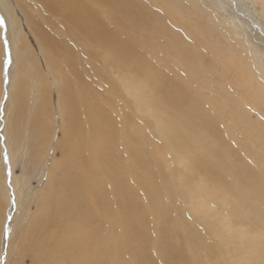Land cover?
Here are the masks:
<instances>
[{
	"label": "bare ground",
	"instance_id": "obj_1",
	"mask_svg": "<svg viewBox=\"0 0 264 264\" xmlns=\"http://www.w3.org/2000/svg\"><path fill=\"white\" fill-rule=\"evenodd\" d=\"M212 3L230 5L236 29L239 13L264 33V0H0L13 63L3 85L9 183L0 152L8 264L24 148L50 160L20 249L31 264H264V55ZM225 193L232 216L252 221V232L236 230L232 259L216 227L235 223L204 212Z\"/></svg>",
	"mask_w": 264,
	"mask_h": 264
},
{
	"label": "rangeland",
	"instance_id": "obj_2",
	"mask_svg": "<svg viewBox=\"0 0 264 264\" xmlns=\"http://www.w3.org/2000/svg\"><path fill=\"white\" fill-rule=\"evenodd\" d=\"M211 9H212V12L219 19H221L226 24H228V25L232 26L233 28H235L233 26L234 24L232 22V18L230 17V14H231L230 5L225 4V6H223V9H222L221 7H219V5L217 3H212ZM0 17H1V14H0ZM244 20L245 21H250V23L252 25V28L254 30H252V28H250L247 25H245L244 22H243ZM235 22H236V24H238L240 26L243 25L242 29H238V28L236 29L235 28V30H238L239 35L241 37L244 36V37L250 38L249 41L250 42L252 41V44L254 46H256L260 50V52L262 51L261 54L264 55V44H263L264 43V33L261 30H258L255 27V25L252 23L251 19H249V18H247V17H245V16H243V15H241L239 13H238V17L235 19ZM0 26H1L0 29L3 28L4 23H3V25L0 24ZM243 32H246L247 34L243 33ZM1 43L4 44V48H5L4 49V54L2 53ZM0 51H1V53H0V86H1L0 87V97L2 96L0 98V103L2 104L0 106V147H2V148H0V152L2 151L1 152V154H2V163H4L2 172L4 173V176H6L7 183H9L10 182L9 179L11 177V174H10L11 173V171H10L11 168L9 166V158H8L6 144H5V137L3 135V123H2L3 122L2 116L4 114L3 105H4L5 101H6V93L7 92H4V86L3 85L4 84L6 85L7 82H8V76H9V71L8 70L12 66L13 63H12V60H11L10 63H6V61L10 58L11 55H10L8 43L6 42V39L4 38V31L3 30H2V38L0 37ZM3 56L5 57L4 59H3ZM206 58L207 57H205V61L208 62ZM113 60L102 61V62L99 60V62H100V65L102 64L101 66L105 67L106 70H108V67H109L108 71L110 73L114 74V72H116L115 70H117V68H116V65H114L115 63H114ZM112 65H114V66H112ZM16 68H17V66L14 68V70L12 72H10V74L14 73L12 75L14 78H15L14 75H16V73L18 71V69H16ZM101 87L102 86H98L97 87V91H98V94L101 96V98L102 99L104 98L103 100L108 101L110 99H114L115 98V95L113 93L109 92L108 90L105 91V89H103V88L100 89ZM14 88H16V87H14ZM53 99H54V103L56 104L57 103V97L55 96ZM127 99L128 100H133L134 98L127 93ZM116 102L120 106H124L125 105L122 100L121 101H116ZM55 104H54V108H55ZM9 109H10V111H9L10 115H12L13 114L14 105H11ZM255 112L251 113L252 118L256 117V115H255L256 113ZM138 116L140 118H142L141 115H138ZM262 129H264V127ZM144 148H145V146H144ZM17 156L18 157L16 159V166L14 168V175L17 178L19 177L20 179L24 178L26 180V185L24 187V192L22 194V198H21L20 204L18 205L19 208H17V210H16L15 219H14V222H13V224H15V226H14L13 235L11 237V249H10V255H9L10 256L9 264H15L16 260H19L20 264H31V258L29 256H27V255L26 256L22 255L20 253V249H21V245H23L24 238H25V235H24L25 232L24 231H25L27 225L29 224L30 219L32 218L33 215H36L39 212V210H38L39 209L38 208V197L40 196V194H43L47 190V178H48V173H49L48 167L50 166V160L47 158L48 160L46 159V161L44 160V161H42V163L37 164L36 163L37 161L35 159L31 160V156H29L27 154V152L25 153V148H24L23 151L18 153ZM49 157H50V159L53 157V152H49ZM54 157L55 158H60V153L55 152L54 153ZM179 165L180 164H177L174 169H176V170L181 169L182 165H180L181 167ZM141 170H142V174L146 171L145 167H142ZM175 185H176V183H175ZM6 187H7V185H6ZM251 187H252L251 185L248 186V188H251ZM226 194L231 196V194H228V193L223 194V198L225 196H226V198H224V199L218 198L217 202L214 201L216 205L214 204V202L212 203L210 200L208 202V200L206 198H204L203 199V200H205L204 203H206L208 205H210L209 203H212L211 204L212 206L209 209L210 211L208 209H205L204 212L208 213V215H209L208 217L212 221H217L219 218L225 217V215H226V217H228L229 220L232 223L234 222L236 224V225L233 224L231 226L232 227L231 230L230 229L227 230L226 228H224L223 227L224 225L223 226L217 225V227H216L217 231L219 230V232H221L222 234H226L227 235L229 233V238H227V241H228V253H230V257L232 259L233 255H231V252H233L232 251L233 248H238L240 246L242 247V245H243V243L241 242V237H239L238 235H237V237H235V235L237 234L236 230L237 229L242 230V228L245 227V228H243V231L247 230V231L252 232L251 231L252 230L251 229L252 228V223H251L252 221L250 219H248V218H244V217L240 218V217H237V216H232V211L229 209V207H227V205H228L227 203L228 202L227 203H225V202L228 201V199L230 200V202L233 201V197H229ZM248 204H246L247 206L245 204L242 205V207L245 206L246 208L245 207L242 208V209L240 208V211L241 212L244 211V210L246 211L249 208ZM8 208H9V206H8ZM212 208H214V210ZM227 209H229V210H227ZM218 212H219V214L216 216V214ZM244 212H242V213H244ZM248 212H246L244 214H247ZM251 213L252 212L248 213L247 215H251L252 216ZM1 216L2 217H0V264H8L7 263V259H6V251H5L6 250L7 240H8V235L5 236V229L7 227L5 228L4 225L2 224L3 221H4V216H3V214ZM10 218L8 220H10ZM191 221L193 222L192 219H191ZM248 222H250V223H248ZM248 224H249V226H248ZM239 225H240V227L241 226L242 227L240 228ZM233 226H234V228H233ZM180 234H182V232H178V231L174 232V234H173L174 239L176 241H178V242H179V239H180ZM216 243L220 244L219 246L224 244V243H222L221 241H218V240L215 241V244ZM230 247L232 249L231 251H230Z\"/></svg>",
	"mask_w": 264,
	"mask_h": 264
},
{
	"label": "snow or ice",
	"instance_id": "obj_3",
	"mask_svg": "<svg viewBox=\"0 0 264 264\" xmlns=\"http://www.w3.org/2000/svg\"><path fill=\"white\" fill-rule=\"evenodd\" d=\"M3 19L2 18H0V24H3ZM11 62V59L9 58L7 61H6V63H10ZM10 234V229H8V228H6L5 229V236H7V235H9Z\"/></svg>",
	"mask_w": 264,
	"mask_h": 264
}]
</instances>
